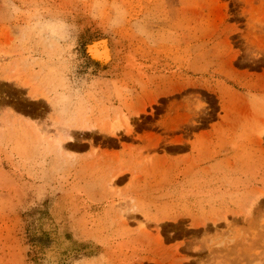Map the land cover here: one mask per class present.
<instances>
[{
	"label": "rangeland",
	"instance_id": "1",
	"mask_svg": "<svg viewBox=\"0 0 264 264\" xmlns=\"http://www.w3.org/2000/svg\"><path fill=\"white\" fill-rule=\"evenodd\" d=\"M261 190L264 0H0V264H264Z\"/></svg>",
	"mask_w": 264,
	"mask_h": 264
},
{
	"label": "bare ground",
	"instance_id": "2",
	"mask_svg": "<svg viewBox=\"0 0 264 264\" xmlns=\"http://www.w3.org/2000/svg\"><path fill=\"white\" fill-rule=\"evenodd\" d=\"M98 52V51H97ZM16 79H19V77L18 78H16ZM120 119V118H119ZM119 119H117V120H115L112 124H111V126H110V128H111V130H110V133L111 134H117L118 133V130L121 128V120H119ZM123 127V126H122ZM128 127V126H127ZM108 130V129H107ZM126 130V129H125ZM107 132V131H106ZM58 138V137H57ZM56 141H57V145L59 146V148L61 149L62 148V146H63V141L61 142L60 140H58V139H56ZM55 142V141H54Z\"/></svg>",
	"mask_w": 264,
	"mask_h": 264
},
{
	"label": "crops",
	"instance_id": "3",
	"mask_svg": "<svg viewBox=\"0 0 264 264\" xmlns=\"http://www.w3.org/2000/svg\"><path fill=\"white\" fill-rule=\"evenodd\" d=\"M263 193H264V190H261ZM264 199V195H263V197H262V200Z\"/></svg>",
	"mask_w": 264,
	"mask_h": 264
}]
</instances>
